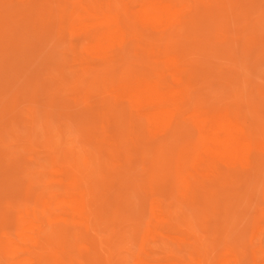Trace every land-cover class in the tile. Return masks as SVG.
Returning <instances> with one entry per match:
<instances>
[{"label": "rangeland", "instance_id": "1", "mask_svg": "<svg viewBox=\"0 0 264 264\" xmlns=\"http://www.w3.org/2000/svg\"><path fill=\"white\" fill-rule=\"evenodd\" d=\"M225 116L251 154L209 152ZM143 261L264 264V0H0V264Z\"/></svg>", "mask_w": 264, "mask_h": 264}, {"label": "bare ground", "instance_id": "2", "mask_svg": "<svg viewBox=\"0 0 264 264\" xmlns=\"http://www.w3.org/2000/svg\"><path fill=\"white\" fill-rule=\"evenodd\" d=\"M91 1V0H90ZM108 1V0H107ZM81 3V2H80ZM99 3V2H98ZM102 3V2H101ZM99 9V8H98ZM103 9V8H102ZM117 10V9H116ZM149 10H151L149 13H146V16L144 14H141V17H145L147 18L145 21H149L152 22L151 25L152 26H157L155 25L154 21L155 18L154 17H161L162 18H167V7H165V5L163 6L162 4H156V5H151L149 7ZM141 12V11H140ZM166 15V16H165ZM172 16V13L168 15ZM142 17V18H143ZM144 20V18H143ZM152 20V21H150ZM144 21V23H145ZM140 23V22H139ZM147 24V23H145ZM149 24V23H148ZM197 25V24H196ZM143 31V30H142ZM64 36V35H63ZM116 36V35H115ZM118 37V36H117ZM113 38V37H112ZM160 38V37H159ZM8 39V38H7ZM146 39V38H145ZM14 40V38L12 39ZM88 40V39H87ZM121 41V39H120ZM90 42V41H89ZM119 42V41H118ZM139 42V41H138ZM134 44V43H133ZM144 44V43H143ZM138 47V46H137ZM118 50V49H117ZM167 61V63L171 64L172 66H174V68H178L177 65V61L176 59L172 58L171 59H167L165 60ZM46 64V63H44ZM167 65V64H166ZM98 70V69H97ZM55 73V72H54ZM61 74V73H60ZM105 75V74H104ZM110 77V76H109ZM188 81V80H187ZM160 82V81H159ZM162 82V81H161ZM175 83L178 84L177 81H175ZM141 85L138 86L136 89H130L129 90V95H132L134 98L132 99L133 101H135L134 105L136 104V102L139 100L140 102L143 101V104L148 108L149 112H150V116H151V120L153 121V124L155 123L156 125L160 126L159 123H162V121H164V123H171L172 118L174 116L175 111L173 110L176 104V101H179L181 99H179V93L177 90L175 91H166V90H162V88L160 86H158L159 84L157 82H153V81H142V83H140ZM167 85V84H166ZM181 85V84H180ZM68 86V85H66ZM65 86V87H66ZM171 86V84H170ZM178 86V85H177ZM183 86V85H182ZM122 88V87H121ZM124 88V87H123ZM122 88V89H123ZM120 89V88H119ZM122 91V90H121ZM184 91V90H183ZM191 91V90H190ZM186 93V92H185ZM188 94V93H187ZM121 95V94H120ZM127 98L128 96L125 95ZM130 97V96H129ZM181 97V96H180ZM191 97V96H190ZM182 98V97H181ZM195 99V98H194ZM137 102L136 105H139L140 102ZM189 101V100H188ZM191 102V101H190ZM142 103V102H141ZM61 105V104H60ZM142 105V106H144ZM177 105V104H176ZM61 108V107H60ZM59 108V109H60ZM141 108V107H139ZM178 111V110H177ZM127 114V113H126ZM62 115V114H61ZM130 115V114H129ZM148 115V113H147ZM223 116V115H222ZM132 117V116H131ZM148 117V116H147ZM181 118V117H180ZM179 118V119H180ZM216 118V116H215ZM218 118V116H217ZM150 119V118H149ZM215 120V119H213ZM171 121V122H170ZM212 121V120H210ZM209 121V122H210ZM172 124V123H171ZM165 124H163L162 126H164ZM166 126V125H165ZM171 126V125H170ZM210 125L207 124V128ZM200 127V125H199ZM198 127V128H199ZM206 127V126H205ZM155 128V127H154ZM158 127H156L157 129ZM160 128V127H159ZM204 128V127H203ZM211 130L210 131V135L208 137V140H210L211 143V147L213 148L212 150L210 149L209 152H211L212 156H216V157H222L224 156V154H227L229 158H236L237 155L242 154L241 157L245 156V155H249L252 153L253 148H254V141L249 137V135L246 133V131L244 130V128H242L239 124L233 122L231 119H228V117H219V119H216L213 123L212 126L209 127ZM159 130V129H157ZM161 130V129H160ZM164 130V129H163ZM202 133L203 130H201V127L199 129ZM208 130V131H209ZM162 131V130H161ZM168 131V130H167ZM114 132V131H113ZM206 132V130H205ZM166 133V132H164ZM208 133V132H207ZM205 134V133H204ZM168 135V134H167ZM104 137V136H103ZM101 137V138H103ZM107 138V136H106ZM105 139V137L103 138ZM166 140V139H165ZM112 141V140H111ZM109 140V142H111ZM207 148V147H205ZM207 150V149H206ZM205 150V151H206ZM146 151H144L145 153ZM204 152V151H203ZM208 152V154H209ZM240 157V158H241ZM153 158V157H152ZM231 158V159H232ZM223 160V159H222ZM225 160V159H224ZM245 160V159H244ZM156 161V160H155ZM243 161V160H242ZM130 162V161H129ZM230 162V161H228ZM253 165V164H252ZM255 165V164H254ZM258 166V164H257ZM132 167V166H131ZM134 167V166H133ZM142 167V166H141ZM136 169V168H135ZM137 170V169H136ZM130 172V171H129ZM18 181V180H17ZM21 183V182H20ZM28 183V182H27ZM23 184V183H22ZM7 186V185H6ZM9 187V186H7ZM146 188V187H145ZM26 189V188H25ZM10 191V190H9ZM13 191V190H12ZM5 192V191H4ZM11 192V191H10ZM14 192V191H13ZM164 192V191H163ZM12 193V192H11ZM17 193V192H16ZM135 193V192H134ZM141 193V192H140ZM156 193V192H155ZM138 194V193H137ZM11 195V194H10ZM20 195V194H19ZM29 195V194H28ZM14 196V195H13ZM19 197V196H18ZM16 198V197H15ZM20 199V198H19ZM144 199V198H143ZM2 200V199H1ZM84 201V200H83ZM25 202V201H24ZM74 202V200H73ZM72 202V203H73ZM4 204V203H3ZM81 203L76 202L75 205L76 207H80ZM2 205V204H1ZM81 208V207H80ZM3 211V208H2ZM81 212V211H79ZM9 213V212H8ZM6 215V213H5ZM10 218V217H9ZM158 219V217H157ZM8 221V220H7ZM6 221V222H7ZM10 222V220H9ZM3 224V223H2ZM64 224V223H63ZM67 224V223H66ZM65 224V225H66ZM69 225V223H68ZM37 226V225H36ZM61 226H63L61 224ZM66 227V226H65ZM33 228V227H32ZM63 228V227H62ZM69 228V227H68ZM59 229V226H58ZM65 229V228H63ZM259 229V228H258ZM55 230V229H54ZM59 231V230H58ZM61 232V230L59 231ZM46 234H48L46 232ZM57 234V233H56ZM61 234H63L61 232ZM162 234V233H161ZM167 234V233H166ZM50 235V234H49ZM42 236V235H41ZM44 236V234H43ZM47 237V236H46ZM21 238V237H20ZM43 239V237H42ZM40 240V239H39ZM44 240V239H43ZM154 240V239H153ZM157 252V251H156ZM172 253V252H171ZM170 253V254H171ZM126 256V255H125ZM164 257V256H163ZM63 258V257H62ZM24 260V259H23ZM27 260V259H26ZM140 260V259H139ZM226 260V259H225ZM58 262V261H57ZM54 263V262H53ZM56 263V262H55ZM142 263V262H141ZM144 264H147L146 262L143 261ZM142 263V264H143Z\"/></svg>", "mask_w": 264, "mask_h": 264}]
</instances>
